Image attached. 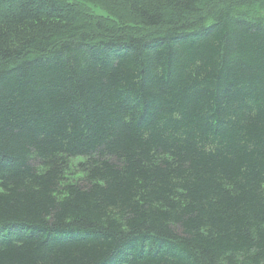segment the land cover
I'll return each mask as SVG.
<instances>
[{
  "label": "trees",
  "instance_id": "obj_1",
  "mask_svg": "<svg viewBox=\"0 0 264 264\" xmlns=\"http://www.w3.org/2000/svg\"><path fill=\"white\" fill-rule=\"evenodd\" d=\"M261 5L0 0V264H264Z\"/></svg>",
  "mask_w": 264,
  "mask_h": 264
},
{
  "label": "rangeland",
  "instance_id": "obj_2",
  "mask_svg": "<svg viewBox=\"0 0 264 264\" xmlns=\"http://www.w3.org/2000/svg\"><path fill=\"white\" fill-rule=\"evenodd\" d=\"M69 1H73V0H69ZM261 2H262V4H263V5H261V6H262V9H263V8H264V1L261 0ZM218 4H219L218 6H221L222 4H223V5H224V4L227 5L226 2H219ZM228 5H229V4H228ZM259 7H260V5H259ZM83 8H84L88 13H90V14H92V15L97 14V15H100V16H102V17H105V16H106V13H105L100 7H98V6H94V5L86 4L85 6H83ZM79 18H80V17H79ZM137 33H139V32H136V34H137Z\"/></svg>",
  "mask_w": 264,
  "mask_h": 264
}]
</instances>
